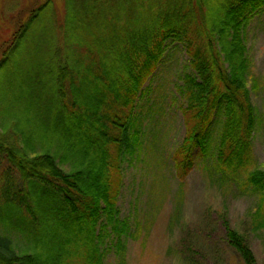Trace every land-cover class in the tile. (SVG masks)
I'll use <instances>...</instances> for the list:
<instances>
[{
  "label": "trees",
  "instance_id": "trees-1",
  "mask_svg": "<svg viewBox=\"0 0 264 264\" xmlns=\"http://www.w3.org/2000/svg\"><path fill=\"white\" fill-rule=\"evenodd\" d=\"M39 1L32 0L28 21L53 4ZM263 11L264 0H171L150 13L154 19L139 42L130 31L122 49L79 46L68 55L72 60L66 68H52L48 73L57 91L64 94L68 80L72 97L69 108L62 105L49 129H42L50 142L58 143L59 152L38 151L33 141L11 144L0 133V264H70L74 258L79 264H102L97 225L104 232L110 226L116 264H127L126 221L119 222L108 171L119 167L125 152L135 151L137 133L129 132L134 105L167 46L177 40L188 53L190 70L178 88L185 135L172 153L174 164L185 176L196 151L205 152L210 145L212 127L220 125L214 170L222 181L241 180L250 188L258 199L256 227L264 226V168L253 151L259 115L248 86L251 58L244 35ZM72 20L68 15L67 22ZM25 22L16 24L10 40L0 46L3 61ZM111 144L117 148L115 157ZM223 224L224 242L244 264H257L247 236L228 219ZM13 235L25 239L21 248ZM192 244L183 245L182 263L206 261L207 254Z\"/></svg>",
  "mask_w": 264,
  "mask_h": 264
},
{
  "label": "rangeland",
  "instance_id": "rangeland-1",
  "mask_svg": "<svg viewBox=\"0 0 264 264\" xmlns=\"http://www.w3.org/2000/svg\"><path fill=\"white\" fill-rule=\"evenodd\" d=\"M170 1L53 0L50 10L28 21L32 0H0V46L10 40L16 24L26 21L17 32L15 46L7 49L8 59L3 61L0 54V133L11 144L33 141L38 151H58V143L50 142L42 129H49L60 107L71 104L72 97L68 80L62 94L48 72L56 66L66 68L67 60H72L68 55L79 46L122 49L124 35L130 31L139 42L154 19L150 13ZM68 15L73 18L70 22ZM244 35L251 58L248 86L259 115L253 151L259 167L264 168V11L250 21ZM187 54L178 40L167 46L130 118L129 132L137 133L136 149L123 154L119 169L109 167L108 183L117 192L119 222L126 221L122 235L126 263L183 264V245L194 243L207 254L200 264H244L224 242L223 221L228 219L247 236L257 264H264V226L256 227L258 199L241 180L224 182L214 170L221 126L212 127L210 145L205 152L196 151L194 166L185 176L172 159L185 135L178 88L190 70ZM110 152L115 157L114 144ZM96 229L102 233L95 239L102 264H116L110 226L106 232L100 225ZM12 238L18 249L25 243L22 236ZM70 264H79L78 258Z\"/></svg>",
  "mask_w": 264,
  "mask_h": 264
}]
</instances>
